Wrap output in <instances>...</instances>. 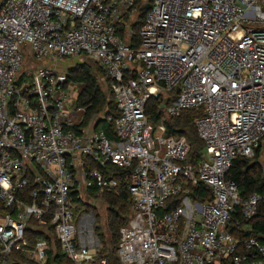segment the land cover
I'll return each instance as SVG.
<instances>
[{
    "label": "built area",
    "instance_id": "1",
    "mask_svg": "<svg viewBox=\"0 0 264 264\" xmlns=\"http://www.w3.org/2000/svg\"><path fill=\"white\" fill-rule=\"evenodd\" d=\"M134 11V0H0V264H46L56 243L72 264H104L95 211L118 187L110 166L124 172L134 213L119 230L120 264H264V235L227 231L264 193L242 199L226 178L264 142V0H153L136 48L116 30ZM25 47L35 62L80 57L104 70L115 140L84 124L82 85L67 72L21 70ZM159 96L165 118L203 112L199 165L186 138L149 124L145 104ZM201 184L210 201L191 198Z\"/></svg>",
    "mask_w": 264,
    "mask_h": 264
},
{
    "label": "trees",
    "instance_id": "2",
    "mask_svg": "<svg viewBox=\"0 0 264 264\" xmlns=\"http://www.w3.org/2000/svg\"><path fill=\"white\" fill-rule=\"evenodd\" d=\"M119 1V0H118ZM153 0H147L143 4V0H134V10H138V18L132 24L131 38L126 41V23L123 18L117 22L116 30L118 37L126 44L136 48L139 43V31L145 23L146 14L152 7ZM93 63V62H92ZM96 71L91 69L86 64H78L74 67H70L67 72V78L69 82L79 83L82 85V91L77 97V106L85 109L84 124H87L92 118L103 114V118L97 119L93 124L95 131H103L110 140H115L113 124L108 121V117H115L117 115V109L113 100V95L110 90V80L105 74L104 70L97 64L93 63ZM97 75L102 78L105 84L106 90L110 97H107L105 92L101 89L99 82L97 81ZM128 77H131L128 75ZM168 103L175 97V93L169 94ZM163 97L159 96L156 99H150L145 104V112L149 120L153 122H159L163 120L166 126V133L169 136L184 137L189 144V152L187 162L193 166H197L199 160L203 159L204 144L198 137L195 120L203 116L201 110L196 111L194 109L184 110L177 117H163L160 106L163 102ZM260 148L255 152L252 159H246L238 157L233 160L226 178L236 183L239 195L242 199H246L250 194H262L264 193V171L259 163ZM90 167L99 168L96 164H91ZM115 174L118 179V187L110 193L102 196V202L106 206L105 221L106 229L109 233L108 246H103L97 251V259L104 260V264H120L116 255V248L119 237L120 228L127 224V220L130 215L129 209V195L127 192L126 183L122 180L123 171L106 167ZM100 170V169H99ZM102 170V169H101ZM190 196L193 200L204 202L212 199L211 189L205 185L189 186ZM91 193V192H89ZM89 207V206H87ZM97 224L95 232L99 236L100 243L106 244V240H103V235L100 233V226L98 220V213L95 211ZM236 222L238 225H236ZM250 226V232L244 231V227ZM227 231L233 235L236 239H243L250 236L264 235V205L259 204L257 214L251 219L246 220L242 217L239 208L232 213L231 221L227 227ZM34 240L41 238V234L35 233ZM52 245V244H50ZM16 263L35 264L25 260L23 256H17L15 258ZM46 264H72L66 259L61 251L59 245L56 243L52 249L47 251ZM222 264H233L231 259L228 258Z\"/></svg>",
    "mask_w": 264,
    "mask_h": 264
},
{
    "label": "rangeland",
    "instance_id": "3",
    "mask_svg": "<svg viewBox=\"0 0 264 264\" xmlns=\"http://www.w3.org/2000/svg\"><path fill=\"white\" fill-rule=\"evenodd\" d=\"M146 1L147 0H143V4ZM122 18H123V20L127 26L125 36H126V41L128 42L129 39L131 38V35H132L131 31H130V29L132 30V24L138 18V10L136 9L131 17L129 16V14H124V15H122ZM245 26L254 27L251 24H245ZM78 64H86L91 69L96 71L95 66L93 65V63L90 60H87L85 58H80V57L65 58V59L58 60V61L47 60V61H42V62H35V60L30 55V48L25 47L24 52H23V62H22V69L21 70L28 72V71L34 70L37 66H47V67H52L53 69H56L58 71H65L66 72L70 67H74ZM97 81L99 82L101 89L103 90V92H105L107 97H110L108 91L106 90L105 84L103 83V80H102V78H100L99 75H97ZM100 118H103V114H100V116H96L93 119L96 121L97 119H100ZM164 119H165V117H164ZM156 123H158V122H156ZM156 123L153 122L152 120H149V124H151L153 126L156 125ZM261 150H263V154H262L263 157L260 159V164H261V167L263 168V171H264V142L261 145ZM261 152L262 151H260V153ZM203 159H206L205 152L203 153ZM201 160H199L198 165L200 164ZM99 202H101V201H99ZM97 206L99 208L97 210V213L99 216L98 220H99V226H100V233L104 236L103 240L104 241L106 240V244H103V245L101 244V247L103 246V249H104V246H106L105 248H109L110 246H108V242H107L109 240V233L106 229V221H105L106 206L102 205V202ZM129 209H130V215H129V218L127 220V224L132 219V217L134 215L133 210L130 206H129Z\"/></svg>",
    "mask_w": 264,
    "mask_h": 264
},
{
    "label": "crops",
    "instance_id": "4",
    "mask_svg": "<svg viewBox=\"0 0 264 264\" xmlns=\"http://www.w3.org/2000/svg\"><path fill=\"white\" fill-rule=\"evenodd\" d=\"M260 151H262L261 153L259 152V163H260V159L263 157V150H261V148H260Z\"/></svg>",
    "mask_w": 264,
    "mask_h": 264
}]
</instances>
